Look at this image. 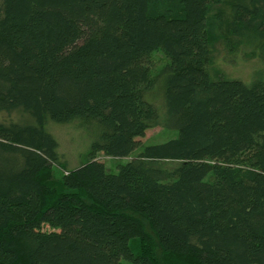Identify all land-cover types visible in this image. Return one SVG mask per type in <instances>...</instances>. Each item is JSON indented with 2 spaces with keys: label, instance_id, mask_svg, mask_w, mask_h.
<instances>
[{
  "label": "trees",
  "instance_id": "trees-1",
  "mask_svg": "<svg viewBox=\"0 0 264 264\" xmlns=\"http://www.w3.org/2000/svg\"><path fill=\"white\" fill-rule=\"evenodd\" d=\"M0 111L31 119L0 121V264H264V0H0Z\"/></svg>",
  "mask_w": 264,
  "mask_h": 264
},
{
  "label": "rangeland",
  "instance_id": "rangeland-1",
  "mask_svg": "<svg viewBox=\"0 0 264 264\" xmlns=\"http://www.w3.org/2000/svg\"><path fill=\"white\" fill-rule=\"evenodd\" d=\"M165 63L166 58L162 52L159 50L154 51L151 57L152 70L156 71ZM258 64L259 63L256 59H242L240 49L236 52L230 53L219 44L213 54L211 68L228 77L249 80L252 69L258 66ZM23 120L31 119L26 114L17 111H0V121ZM46 127L57 140L58 152L62 157L61 162L64 163L66 161L67 169L74 168L84 161L91 140L88 132L83 131V129H81L75 122L67 124L47 122ZM175 135V130L156 126L147 129L144 132V135L138 139L141 144H150L165 141ZM96 158L104 163L108 172H116L117 165L126 161L129 157H111L98 152L96 153ZM67 169L63 168L62 164L51 165V173L54 177L66 174L68 171Z\"/></svg>",
  "mask_w": 264,
  "mask_h": 264
}]
</instances>
